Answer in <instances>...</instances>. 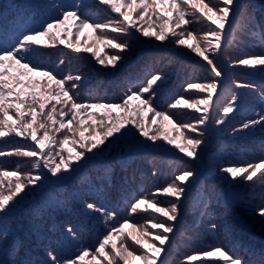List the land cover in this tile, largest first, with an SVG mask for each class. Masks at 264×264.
Returning a JSON list of instances; mask_svg holds the SVG:
<instances>
[{"label":"rangeland","instance_id":"1","mask_svg":"<svg viewBox=\"0 0 264 264\" xmlns=\"http://www.w3.org/2000/svg\"><path fill=\"white\" fill-rule=\"evenodd\" d=\"M73 4H80L86 15L100 21L119 16L108 6L98 4V0H0V29H20L24 26L20 23L24 21V16H28L31 21L32 15L38 12L44 18H41L40 22L33 19V28L30 29H40L46 22L59 17V6L71 7ZM238 5L246 9L250 19L241 21V25L246 23V27L237 30L231 48L225 46L226 54L216 57L218 67L223 72L219 90L231 89L238 94L237 110L229 114V122L225 124L217 125L210 121L201 127L204 131L203 143L199 146L198 157L195 159L187 157L177 148V145L185 143V137L189 133L176 125L194 121L200 113L183 105L169 110L167 105L181 96L191 101L203 95L195 89L185 91L188 83H203L210 79L207 63L196 53L186 46L175 45L171 40L160 42L136 32L135 37L128 40L130 47L122 54L123 58L115 67L101 65L96 56L107 57L115 54L116 50L105 47L102 42L96 40L100 31L84 29L77 34V29L71 21L65 26L71 28L70 33L63 28L59 30L60 39H64L66 43L61 44L58 39L40 49L37 57L39 63L55 67L57 71L65 74L71 72L82 76L78 92L80 99L85 102H121L129 87H139V82L150 78L152 72L162 71L166 78L162 83L158 82L156 96L151 103L158 111H169L172 121H161L147 108L138 118L143 119L151 131H155L157 126L163 123L162 131L169 134L174 144L169 145L162 138L153 143L138 133L119 141L110 137L100 149H94L92 153H87L84 159L74 163L73 170L59 174V178L44 169L47 179L37 185H30L20 193L16 197L19 202L7 215L0 213V264H27L29 261L30 264H52L48 255L50 251L54 252L58 259H69L85 249H88L90 254L79 264H97V261L92 259V251L108 229L118 226L124 219L129 221L125 236L132 231L131 225L142 229L147 224L153 236L144 238L143 250L150 255L159 256L156 264H160L162 259H167L169 264H182L185 256L210 251L217 246L227 251L234 259H241L242 264H264V216L258 214L260 206L264 204V185L242 178L233 179L230 174L221 171L223 167L258 163L264 159V127L257 125L250 130L233 131L234 128L239 129L244 120L264 110V101L260 99L264 81L254 80V75L264 77V72L259 70V66L251 68L230 65L231 60L245 55L264 53V0H238ZM156 10L164 11V7L160 6ZM132 18L130 14L129 19ZM257 22L261 24L258 26L259 31ZM137 23L152 31L160 21L152 16L149 10L144 20H138ZM149 25H152V28H149ZM186 27L197 35H202L207 30L206 23L196 20ZM29 30L11 32V36L19 37L21 33ZM108 31L110 32V29ZM68 42L75 43L81 49L78 55L67 46ZM14 43L15 41L10 46ZM188 43L195 42L188 40ZM0 47L7 48L8 44ZM86 47H90L91 51H84ZM61 59L64 60L63 65L59 63ZM92 74L101 76L103 83L107 82L105 77L113 78L108 95L103 96L106 89L104 87H101L97 94L100 97L89 95L91 86L86 79L87 75ZM237 83H253L258 87L256 90H249L236 87ZM44 86L42 83L37 91H42ZM144 98L147 99V94ZM138 103L133 101L132 106ZM90 111L98 123L103 110ZM13 112L14 108L10 109V115ZM119 114L124 115L123 112ZM115 115L116 112L113 113V116ZM84 118L87 119V116ZM104 119L107 120V117ZM153 119L156 120L155 124L152 123ZM92 122L88 120V123ZM28 143H32L30 139L25 140L24 137L9 134L0 137V151L12 152L16 146ZM65 149V155L68 149H71L73 154L80 150L71 143L65 145ZM130 163L133 168L129 167ZM103 164H106L107 170L111 169L110 172L106 170L107 177L101 171ZM0 165V171H13L17 166L22 171L31 169L29 158L15 155L0 157ZM183 167L191 168L194 177L190 178L186 185L180 216L174 222L173 233L169 234L170 241L165 244L167 251L156 254L149 241L159 246V242L154 240V234L160 230L151 228V224L159 220H153L151 217L155 214L159 219L166 218L153 213L151 209H141L130 214V206L137 198L147 197L160 201V207H168V201L174 198L164 194L153 196V193L171 183ZM125 171L131 172L133 178L140 180V188L136 191L132 189L136 195L123 197L121 192H118L117 196L111 190L106 192V181L116 183L118 188L122 185V180L129 181ZM140 172L143 176H140ZM2 179L7 194L8 182L15 181L16 178L4 176ZM66 191H69L68 196L71 197H59L64 196ZM85 202L95 203L115 212V220L106 222L104 215L87 209ZM213 222L217 225L215 230L211 228ZM69 224L76 233L75 237L65 231ZM136 235L139 236V233ZM122 239L124 237H114L118 246ZM139 254L138 252L137 255ZM120 264H123V261H120ZM131 264H144V261L136 259L131 261ZM191 264H223V260L219 254L216 257L200 256Z\"/></svg>","mask_w":264,"mask_h":264},{"label":"snow or ice","instance_id":"2","mask_svg":"<svg viewBox=\"0 0 264 264\" xmlns=\"http://www.w3.org/2000/svg\"><path fill=\"white\" fill-rule=\"evenodd\" d=\"M98 4L108 6L119 16L100 21L86 15L80 4H73L71 7L61 5L58 18L46 22L40 29H30L21 33L12 46L0 47V137L13 134L24 137L25 140L30 139L32 142L16 146L12 152L0 151V157L15 155L29 158L31 162V169L28 171H22L19 166L13 171H0V213L7 215L19 202L16 197L20 193L30 185H37L47 179L44 169L59 178V174L73 170L74 163L84 159L86 154L92 153L94 149H100L110 137L119 141L138 133L153 143L162 138L169 145L174 144L169 134L162 131L163 123L157 126L155 131H151L143 119L138 118L147 108L161 121H172L169 111H158L151 103L156 96L158 82L162 83L166 78L162 71L152 72L150 78L139 82V87L135 85L129 87L121 102H85L80 99L78 92L81 75H74L71 72L65 74L57 71L55 67L38 62L37 57L43 46L55 43L58 39L61 44L66 43L64 39H60L59 30L63 28L70 33L71 28L65 27L69 21L75 25L77 34L84 29L100 31L96 40L102 42L105 47L116 50L115 54L107 57L97 55L96 59L101 65L115 67L123 58L122 54L130 47L128 40L134 38L136 32L160 42L171 40L175 45L186 46L207 63L210 79L203 83H188L185 88V91L198 90V93L203 95L191 101L181 96L167 105L169 110L183 105L200 113L194 121L176 125L177 128H183L189 133L185 137V143L177 145L179 151L185 153L187 157L192 159L198 157V148L203 143L204 136L202 126H206L210 121L217 125L225 124L229 122V114L237 110L238 94L231 89L219 90L223 72L218 67L216 57L226 54L225 46L231 48L237 30L246 27V23L242 26L241 21L246 22L250 19L246 9L238 5V0H207V2L205 0H98ZM160 6L164 7V11L156 10ZM149 10L151 15L160 21L152 31L137 23L138 20H144ZM130 14L133 16L132 19H129ZM194 20L207 24V30L202 35H197L186 27ZM149 28H152V25H149ZM188 40L195 43H188ZM67 46L77 55L81 51L73 42H68ZM84 51H91V48L86 47ZM59 63L63 65L64 60L61 59ZM230 65L251 68L259 66V70L264 72V53L245 55L231 60ZM42 83L45 84L43 90L37 91ZM66 84L68 87H65ZM236 87L256 90L258 86L253 83H237ZM146 94L147 99L144 98ZM10 97L14 99L10 100ZM260 99L264 101V88L261 89ZM133 101L139 103L132 106ZM48 105L51 107H47ZM57 105L60 107L58 108ZM13 108L14 112L10 115V109ZM90 110H103L98 123ZM114 112L117 115L113 116ZM119 112H123L124 115H120ZM85 116L87 119L84 118ZM105 117L107 120L104 119ZM88 120L93 122L88 123ZM152 123L155 124L156 120L153 119ZM257 125L264 127V110L244 120L240 128H234L233 131L250 130ZM69 143L78 146L80 150L73 154L72 150L68 149L65 155V145ZM221 171L230 174L233 179L242 178L245 181L264 185V159L258 163L223 167ZM4 176L16 178L15 181L8 182L7 194L3 188ZM193 177L194 171L183 167L171 183L153 193V196L164 194L174 198L168 201V207H160L158 206L160 201L147 197L137 198L130 206V214L137 213L141 209L144 211L151 209L153 213L166 218L159 219L155 214L151 217L153 220H159L151 224L152 229L160 230L154 234V240L159 242V246L149 241L156 254L167 251L165 244L170 241L169 234L173 233L174 222L180 216L186 185ZM10 203L11 207H9ZM85 207L104 215L106 222L116 218L115 212L108 211L95 203L85 202ZM258 214L264 216V204L260 206ZM128 225L129 221L124 219L118 226L108 229L91 253L92 259L97 261V264H120V261H123V264H131V261L136 259L144 261V264H156L159 256L150 255L143 250L144 238L153 236L147 224L142 229H138L134 224L131 225L132 231L125 236V228ZM216 227L214 222L211 223L213 230ZM65 231L72 237L76 236L71 224ZM136 233H139V236ZM118 236L124 237L119 246L114 240V237ZM89 254L90 251L85 249L74 258L58 259L54 252L48 253L52 264H79ZM217 254L223 260V264H242L241 259H234L219 246L203 253L187 255L182 264H191L200 256L216 257ZM160 264H169V261L162 259Z\"/></svg>","mask_w":264,"mask_h":264},{"label":"trees","instance_id":"3","mask_svg":"<svg viewBox=\"0 0 264 264\" xmlns=\"http://www.w3.org/2000/svg\"><path fill=\"white\" fill-rule=\"evenodd\" d=\"M255 25V24H254ZM261 24H259L257 22L256 24V27H257V30L259 31L258 26H260ZM5 40V39H4ZM6 41V40H5ZM104 79H107V82L106 83H103V79L101 78V76H94V78H90V80L88 81L90 83V86H91V89L88 90V93L89 95H91L92 97H96L98 92H100V88L101 87H104L106 88L104 93H103V96H106L108 95V92L110 91V88L111 86L113 85L112 81H113V78L110 76V77H105ZM122 82H124V80H121ZM92 90V91H91ZM90 92H92V94H90ZM96 92V93H94ZM99 96V95H98ZM97 96V97H98ZM100 97V96H99ZM264 104V103H263ZM137 159V158H136ZM129 167L133 168L132 166V163L129 164ZM111 170V169H110ZM107 172H110V171H107ZM126 175H128L127 178H129V181L128 180H122L121 184H123V189L121 190V194L123 195V197H133L134 195H136V193H134V191H136L137 188H140V185H138L139 183V178H133L131 176V172L129 171H125L124 172ZM140 176H143V174L140 172ZM127 183V184H126ZM140 184V183H139ZM134 189V191L132 190ZM131 192V193H129ZM133 192V193H132ZM127 195V196H126ZM59 197H64V196H59ZM69 197V196H68ZM27 264H30V261L29 263Z\"/></svg>","mask_w":264,"mask_h":264}]
</instances>
